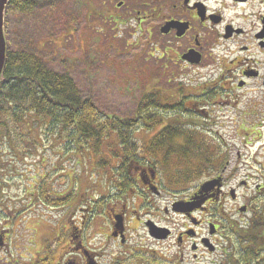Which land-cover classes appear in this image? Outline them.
<instances>
[{
    "label": "flooded vegetation",
    "instance_id": "obj_1",
    "mask_svg": "<svg viewBox=\"0 0 264 264\" xmlns=\"http://www.w3.org/2000/svg\"><path fill=\"white\" fill-rule=\"evenodd\" d=\"M98 8L127 31L130 47L143 33L159 54L160 109L131 132L129 155L111 156L112 171L90 188L96 197L73 189L65 224L32 244L29 264H200L207 255L231 264L239 251L252 255L246 264L263 263L264 164L252 187L236 185L234 171L248 166L239 151L234 161L233 137L264 139V0H101Z\"/></svg>",
    "mask_w": 264,
    "mask_h": 264
},
{
    "label": "rangeland",
    "instance_id": "obj_2",
    "mask_svg": "<svg viewBox=\"0 0 264 264\" xmlns=\"http://www.w3.org/2000/svg\"><path fill=\"white\" fill-rule=\"evenodd\" d=\"M100 1L50 0L27 16L10 13L4 31L12 50H34L39 42L38 51L41 49L39 53L45 58L53 52L55 55L52 56L51 66L54 70H69L84 97L91 98L103 114L123 119L133 115L139 94L148 86L151 77H158V72L152 73V67L159 54L143 61L147 52L153 53L149 51V41L143 33L134 37L132 47L127 46L126 41L130 44L131 40L128 35L126 37V30H115L118 36L116 39L108 31L107 27L111 26H104L108 30L100 33V25L92 23L93 17L88 19L85 15L90 3L97 7ZM89 12L91 16L94 15L92 10ZM117 50L121 53L118 54ZM138 61L140 71L127 70L128 64L135 65ZM180 76L178 74L176 79L171 78L170 81H179ZM164 80L167 81L166 78ZM28 135L26 130L20 139ZM20 139L15 135L12 142L20 144ZM255 139L245 135L233 137L234 161L239 151L241 158L237 160L245 161L248 166L234 171L236 185L240 181H247L252 187L260 180L257 175L263 171L260 165L264 164V139ZM23 141L26 155L14 154L8 145L0 143V157L9 163L2 174L5 180L0 195V230L4 229L3 235L6 238L3 240L7 246L6 251L0 252L1 264H29L33 260L31 254L37 250V247L30 249L32 244L40 243V247L49 233L48 227H61L65 224L69 205L51 208L41 204L36 192L42 181L67 198H70L73 189L80 194L88 190L90 197H96L98 193L90 187L102 183V176L112 171L113 158L109 151L112 148L120 150L110 140H105L101 154L94 156L89 153L84 157L80 154L70 155L63 141L57 139L54 144L45 141L40 147H33L30 140ZM107 146L110 149L107 150ZM59 149H65V152L60 154ZM102 160L108 163V168L97 167ZM239 191L243 192L244 188ZM99 246L98 236L92 241L91 247ZM24 247H28V250ZM154 250L156 253L160 251L157 248ZM99 252L110 253L106 249ZM216 258L217 255H207L200 264H210ZM154 264H161L160 260L155 259Z\"/></svg>",
    "mask_w": 264,
    "mask_h": 264
},
{
    "label": "trees",
    "instance_id": "obj_3",
    "mask_svg": "<svg viewBox=\"0 0 264 264\" xmlns=\"http://www.w3.org/2000/svg\"><path fill=\"white\" fill-rule=\"evenodd\" d=\"M49 1L9 0L5 10L4 27L7 25L6 18L10 13L27 16ZM89 7L92 9V3ZM99 18L101 26L104 21L106 26H111L107 27L108 31L117 34L113 31L119 28V23L109 16L100 15ZM111 37L113 38L114 35L111 34ZM5 41V60L0 76V143L8 145L14 154H27L23 140H30L33 147H40L45 141L47 144H54L57 139L63 141L70 155L80 154L86 157L92 153L97 156L101 154L105 140H110L111 144L116 145L120 150L123 149L124 154L129 155L131 132L146 128L149 124L147 115L157 114L156 110L160 109L159 103L156 102L160 95L152 89L155 87L152 83L157 81L156 77H151L148 86L140 92L135 112L131 117L121 119L108 116L98 109L91 98L83 96L69 70L57 71L52 68V56L55 55L53 52L48 53L45 58L39 53L41 49L38 51L39 42L34 50H12L6 33ZM42 51L45 52L43 49ZM147 59L149 58L145 57L143 61H148ZM138 63L139 61L135 65L128 64L127 70L140 71L141 67ZM152 122L156 123V121ZM26 130L29 135L20 139L21 134ZM15 135L20 139V144L14 141L13 144ZM66 143L68 145L65 146ZM65 149H59L60 154H63ZM108 149L110 146H107ZM112 149L109 153L112 157H116L118 152ZM6 164L9 163L0 157V195L3 193L5 178L2 174L6 170ZM97 167L105 169L109 166L105 160H102ZM204 173L205 171L202 170V174ZM36 193L41 204L51 208H62L70 204L67 197H61V193L51 189L45 181L38 186ZM242 233L240 237L244 241L246 234ZM251 258L252 255L245 257L239 251L237 256L233 257L231 264H246L253 261ZM1 263L3 261L0 260Z\"/></svg>",
    "mask_w": 264,
    "mask_h": 264
},
{
    "label": "water",
    "instance_id": "obj_4",
    "mask_svg": "<svg viewBox=\"0 0 264 264\" xmlns=\"http://www.w3.org/2000/svg\"><path fill=\"white\" fill-rule=\"evenodd\" d=\"M8 0H0V76L5 60V38L3 32V20H4V11L5 6ZM212 185V182L206 183L202 186V189L205 190L208 186ZM1 245V244H0Z\"/></svg>",
    "mask_w": 264,
    "mask_h": 264
}]
</instances>
